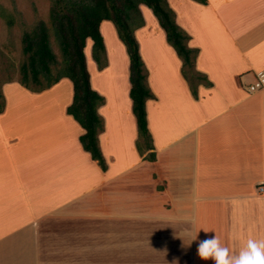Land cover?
Segmentation results:
<instances>
[{
    "label": "crops",
    "instance_id": "crops-1",
    "mask_svg": "<svg viewBox=\"0 0 264 264\" xmlns=\"http://www.w3.org/2000/svg\"><path fill=\"white\" fill-rule=\"evenodd\" d=\"M167 2L212 87L191 96L181 60L141 7L135 37L155 96L146 102L153 162L135 149L128 57L110 22L100 25L107 66L97 69L90 40L84 49L91 87L105 99V173L65 114L67 79L36 94L2 86L0 264H118L120 248L130 264H212L196 256L199 240L215 235L236 255L248 239L264 240V88L241 86L264 72V0Z\"/></svg>",
    "mask_w": 264,
    "mask_h": 264
},
{
    "label": "trees",
    "instance_id": "trees-1",
    "mask_svg": "<svg viewBox=\"0 0 264 264\" xmlns=\"http://www.w3.org/2000/svg\"><path fill=\"white\" fill-rule=\"evenodd\" d=\"M48 24L39 21L21 38L22 54L20 81L17 83L31 93L49 90L61 80L72 85L71 102L65 114L82 129L78 137L81 149L97 163L102 173L108 161L102 154L98 135L104 130V120L98 109L105 99L92 89L84 53L90 40L91 58L98 70L107 66L106 49L100 32L104 21L110 22L128 57V96L136 128L135 149L149 162L155 160V148L148 129L146 102L155 96L147 84V70L139 53L135 32L145 26L141 7L148 8L165 35L166 42L181 60V75L191 96L198 99V87H212L206 75L196 70L197 48L188 46L190 36L176 22V14L167 0H50ZM206 5L207 0H192ZM61 53L58 61L50 46V33ZM11 83V82H10ZM7 84V83H6ZM5 85V84H4ZM5 98L0 90V114Z\"/></svg>",
    "mask_w": 264,
    "mask_h": 264
},
{
    "label": "rangeland",
    "instance_id": "rangeland-1",
    "mask_svg": "<svg viewBox=\"0 0 264 264\" xmlns=\"http://www.w3.org/2000/svg\"><path fill=\"white\" fill-rule=\"evenodd\" d=\"M50 3V0H0V90L6 83L20 81L19 68L26 61L21 51L22 35L39 21L48 24ZM104 34L109 43L114 42L110 30H104ZM50 46L60 61L61 53L52 32ZM121 250L117 255L118 264H130V254H124V250Z\"/></svg>",
    "mask_w": 264,
    "mask_h": 264
},
{
    "label": "clouds",
    "instance_id": "clouds-1",
    "mask_svg": "<svg viewBox=\"0 0 264 264\" xmlns=\"http://www.w3.org/2000/svg\"><path fill=\"white\" fill-rule=\"evenodd\" d=\"M198 239V234L192 241ZM196 256L201 261H211L212 264H264V240L248 239L239 254H232L222 246L215 235L199 240Z\"/></svg>",
    "mask_w": 264,
    "mask_h": 264
},
{
    "label": "built area",
    "instance_id": "built-area-1",
    "mask_svg": "<svg viewBox=\"0 0 264 264\" xmlns=\"http://www.w3.org/2000/svg\"><path fill=\"white\" fill-rule=\"evenodd\" d=\"M241 86L245 89L247 94H253L258 90H262L264 88V72L257 74L253 83ZM256 190L258 193L264 194L263 185H259Z\"/></svg>",
    "mask_w": 264,
    "mask_h": 264
}]
</instances>
